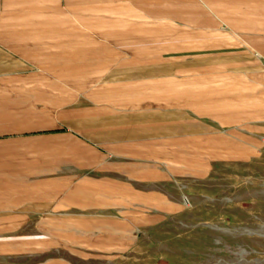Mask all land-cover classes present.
Segmentation results:
<instances>
[{"label":"crops","instance_id":"0c3cea01","mask_svg":"<svg viewBox=\"0 0 264 264\" xmlns=\"http://www.w3.org/2000/svg\"><path fill=\"white\" fill-rule=\"evenodd\" d=\"M264 155V0H0V264H100Z\"/></svg>","mask_w":264,"mask_h":264},{"label":"rangeland","instance_id":"374dc122","mask_svg":"<svg viewBox=\"0 0 264 264\" xmlns=\"http://www.w3.org/2000/svg\"><path fill=\"white\" fill-rule=\"evenodd\" d=\"M187 210L143 242V256L100 264H264V155L189 184Z\"/></svg>","mask_w":264,"mask_h":264}]
</instances>
